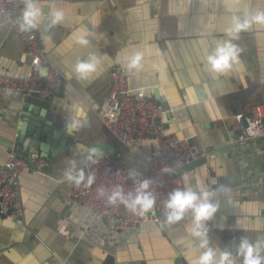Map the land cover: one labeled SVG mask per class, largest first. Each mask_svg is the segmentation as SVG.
Listing matches in <instances>:
<instances>
[{"label":"crops","instance_id":"0c3cea01","mask_svg":"<svg viewBox=\"0 0 264 264\" xmlns=\"http://www.w3.org/2000/svg\"><path fill=\"white\" fill-rule=\"evenodd\" d=\"M20 1L24 9L26 0ZM37 2L45 15L33 30L61 71L64 89L50 100L0 89V165L7 150H17L19 137L29 147L36 123L52 124L68 143L55 157L28 156L19 176L21 212L0 217V264H185V256L198 257L199 241L186 233L190 214L172 226L142 222L115 230L74 200L73 182L64 176L103 153L136 162V155L128 154L99 120L110 67L120 63L126 68L135 52L143 54L141 67L126 70L129 86L144 87L147 97L165 110V133L204 152L197 166L176 171L183 186L187 175L189 185L199 183L215 193L219 209L208 222L210 245L234 254L242 237L264 239V130L259 137L232 142L256 116L255 105L264 103V26L253 25L233 41L241 54L232 71L217 76L206 64L217 42L227 39L224 30L232 16L264 11V0ZM53 8L65 14L56 26L47 16ZM23 9L16 16L20 23ZM85 30L89 43L82 46L76 38ZM90 54L99 60L97 72L79 79L74 66ZM29 61L28 49L7 25L0 26V74L24 76ZM77 109L84 115L83 126L69 134L66 124ZM261 119L264 129V113ZM91 148L99 149V155L89 160ZM135 149L145 157L157 151L150 142Z\"/></svg>","mask_w":264,"mask_h":264},{"label":"built area","instance_id":"2783aa9c","mask_svg":"<svg viewBox=\"0 0 264 264\" xmlns=\"http://www.w3.org/2000/svg\"><path fill=\"white\" fill-rule=\"evenodd\" d=\"M22 9L23 3L20 0H0V15L4 17L0 26L7 25L30 53L28 72L24 76L0 74V89L17 91L24 96L36 93L42 99L50 100L59 88L62 73L43 52L36 32L21 28L22 23L17 21L16 16ZM126 70L120 63L110 67L109 93L99 120L113 138L125 147L128 154L136 155V162L121 154L99 155L75 171L83 169L85 180L79 185L72 183L71 191L76 202L94 216L103 217L115 230L132 229L142 222L165 224L163 205L167 193L175 187L183 186L175 171L204 155V152L193 149L185 139L165 133L161 124L165 110L147 97L144 87L129 86ZM263 108L264 103L255 105L256 116L248 122L244 134L232 139V142H243L262 135ZM146 142L155 145L157 151L154 156H142L135 149L137 145ZM27 166L28 160L25 157L14 150L6 151L5 160L0 165V217L21 212L19 176ZM165 166L175 171L163 173L161 170ZM132 173L138 175L133 176ZM89 176L94 178L90 186L87 182ZM142 179L153 181L156 204L151 211L141 215L133 213L119 201L115 204L108 202V196L117 186L125 193L134 192Z\"/></svg>","mask_w":264,"mask_h":264},{"label":"clouds","instance_id":"9594fccd","mask_svg":"<svg viewBox=\"0 0 264 264\" xmlns=\"http://www.w3.org/2000/svg\"><path fill=\"white\" fill-rule=\"evenodd\" d=\"M45 15L43 9L38 6L37 0H26L22 12L21 28L24 30L35 29L38 27L39 20ZM50 19V26L61 24L65 19L62 10L50 9L47 13ZM253 25L264 26V11L250 12L246 10L243 17L233 15L229 26L225 28L227 39L217 42L215 48L206 56V64L210 73L222 76L232 71L233 65L240 63L241 49L233 43L238 40L240 33L248 30ZM89 33L84 31L83 35L76 38V43L87 46ZM142 53L132 54L126 64L129 71L138 70L141 67ZM99 60L90 54L88 61L77 60L74 66V72L79 79H88L97 72ZM84 115L81 110H76L73 116L66 124L69 134L83 126ZM99 155V149H89L88 159L92 160L94 156ZM75 168V162L72 164ZM163 173H173L175 169L165 166L161 170ZM135 176L138 173H132ZM67 181L79 185L85 180L83 169L73 172L72 169L64 173ZM93 177L87 178L88 185L93 183ZM185 186H178L167 193L164 202V223L168 226L176 225L184 221L187 215H191V224L186 228L187 235L192 240H198L196 251L199 255L195 260H190L185 256V264H264V239L258 238L255 241L248 237H242L236 246L235 253L227 250L214 248L210 245L207 227L208 222L218 212L219 204L213 202L214 191L208 190L202 184L197 183L194 187L188 184V176L184 177ZM153 181L142 179L134 192L127 193L117 186L108 196V202L115 204L117 201L123 203L133 213L144 214L151 211L156 204V195L152 189ZM103 194V190H101Z\"/></svg>","mask_w":264,"mask_h":264},{"label":"water","instance_id":"95a60500","mask_svg":"<svg viewBox=\"0 0 264 264\" xmlns=\"http://www.w3.org/2000/svg\"><path fill=\"white\" fill-rule=\"evenodd\" d=\"M42 71H44V69ZM64 84L65 80L62 77L58 88L59 93H61V91L64 89ZM35 125L36 128L31 134L32 140L28 144L29 147L23 144L25 139L19 137L20 145H18L16 152L21 156L25 157L26 159H28V156L34 159H37L39 157L50 158L55 157L61 150H63V148L66 147L68 139L64 137L62 133L58 131V129H54L52 124L41 122L40 125L38 123H36ZM31 148H34L35 150H31ZM206 152L210 153L211 149H207ZM204 159L205 158L194 160L180 169L185 172L186 170L197 166L198 163ZM180 169H178V171ZM178 171H175L176 175Z\"/></svg>","mask_w":264,"mask_h":264}]
</instances>
